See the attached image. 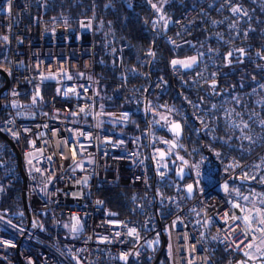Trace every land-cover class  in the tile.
I'll list each match as a JSON object with an SVG mask.
<instances>
[{
	"label": "built area",
	"instance_id": "built-area-1",
	"mask_svg": "<svg viewBox=\"0 0 264 264\" xmlns=\"http://www.w3.org/2000/svg\"><path fill=\"white\" fill-rule=\"evenodd\" d=\"M169 1L155 2L148 17L156 34L152 48L165 52L166 73L156 74L142 88L120 81L128 97L140 100L165 126L180 121V137L167 130L185 156L178 163L188 170L193 192L186 195L185 179L178 180L159 161L158 147L151 148L154 175L170 186L169 211L159 220L152 211L141 138L123 132L130 109L99 107L88 117L101 81L93 74L92 17L47 14L53 0H0L8 74L0 131L19 151L25 198L15 219L0 211V264L150 261L157 252L153 233L159 227L167 236L170 264H217L201 238L204 226L230 256L263 250L257 239L264 229V75L236 87L219 84L223 49L243 45L240 32L254 7L242 0H189L171 11L176 6L168 8ZM196 19L204 25L195 43ZM188 45L194 52L180 54ZM150 51L137 59L144 62ZM46 83L55 91L47 94L43 107L22 105L23 95L36 100L35 87ZM201 83L206 84L203 94L210 93L208 101L201 96ZM179 86L198 93L177 95ZM192 133L206 136L198 154L190 149ZM207 138L223 140L231 154L211 162L209 155L218 149ZM0 155L7 167L18 165L12 146L2 145ZM114 185L136 188L131 213L115 215L104 207L98 189ZM5 191L0 177V201Z\"/></svg>",
	"mask_w": 264,
	"mask_h": 264
},
{
	"label": "trees",
	"instance_id": "trees-1",
	"mask_svg": "<svg viewBox=\"0 0 264 264\" xmlns=\"http://www.w3.org/2000/svg\"><path fill=\"white\" fill-rule=\"evenodd\" d=\"M158 0H142L140 2H131L130 0H53V3L47 7L46 13H74L87 14L92 17L93 28L90 34L93 41V74L101 79L99 85V95L94 98L89 108V115L99 107L104 108H129L131 111L130 121L123 126L125 134L138 135L141 138V147L145 155V166L147 176L151 183L153 205L152 211L162 220L168 213L169 208L166 200L170 186L163 180L156 179L154 168L152 166L151 148L163 147L171 151L174 147L170 144V134L166 126L158 121L157 116L149 108L136 98H129L120 81L124 80L128 85L142 88L146 86L156 74H165L166 66L164 62L165 52L158 47L152 48L154 32L148 24V17L152 11L153 4ZM248 5L254 7L252 15L243 22V30L240 32L244 35L245 40L242 46H247L253 51H262L264 46V0H242ZM189 0H170L167 7L176 6V11L181 5L187 4ZM173 7V6H172ZM193 26H197L198 33H192L195 43L197 37L203 34L201 26L204 25L202 20L196 19ZM150 54L144 62L137 59L139 53L150 50ZM193 46H183L180 54H190L194 52ZM227 51L226 48L223 49ZM5 44L0 38V67L4 69ZM257 55V54H255ZM222 73L219 84L223 86L236 87L245 83L252 76L264 75V63H255L252 59L244 58L239 64L229 66L222 63ZM5 70V69H4ZM6 71V70H5ZM3 74L0 71V85L3 82ZM202 86V87H201ZM195 87V86H194ZM201 96L204 101L210 99V93L203 94L206 90V84L201 83ZM203 88V89H202ZM41 100H33L28 94L22 96V105L32 106L35 108L43 107V100L47 94L55 91L51 83L42 84ZM208 91V90H207ZM186 92L195 95L193 87L179 86L176 94ZM209 92V91H208ZM2 96V93H1ZM24 100H28L24 103ZM174 106V104H173ZM5 113L4 106L0 107V116ZM191 138V151L198 154V151L204 148L202 141L206 142V136L194 135ZM159 137L164 138L166 145L158 143ZM169 137V138H168ZM208 139V138H207ZM211 145L217 148L216 155H209L211 162L219 158L228 157L231 153L224 148L225 142L221 139H208ZM9 146L6 138L0 135V147ZM11 146V145H10ZM193 148V149H192ZM177 149L180 148L177 146ZM181 151V150H180ZM173 152V151H172ZM171 153V152H170ZM171 156L176 159L174 153ZM216 156V157H215ZM171 172L172 165L169 159H165ZM181 162V161H179ZM0 177L6 184V191L0 201V211L12 216L18 209L23 208L22 201V176L18 165L7 167L3 157L0 155ZM188 181V177H184ZM136 188L132 186H102L98 189V194L103 197L104 207L112 214L125 215L131 213L135 200L131 197ZM138 191V190H137ZM24 220V216L22 214ZM15 219V218H14ZM18 220V219H17ZM157 242V252L152 260H140L136 264H170L169 247L165 231L159 227L153 233ZM264 241V231L260 234ZM201 238L208 242L211 255L217 264H230L234 259L239 257L240 253L228 255L219 241L206 226L202 227Z\"/></svg>",
	"mask_w": 264,
	"mask_h": 264
},
{
	"label": "water",
	"instance_id": "water-1",
	"mask_svg": "<svg viewBox=\"0 0 264 264\" xmlns=\"http://www.w3.org/2000/svg\"><path fill=\"white\" fill-rule=\"evenodd\" d=\"M170 22H171V19H170ZM155 37H156V34L154 33V36H153V40H152V44L155 40ZM247 48V46H244V47H238V48H235L233 50H227L224 52V62L225 64L227 63H230L231 61L228 59L229 56L232 54V51H239L238 52V55H242L243 54V50H245ZM262 48L264 49V46H262ZM0 71L2 72L3 74V82L2 84L0 85V107H1V93H2V90L4 89L5 85L7 84L8 82V74H7V71H5L3 68L0 67ZM216 81L214 80H210L209 83L210 84H213L215 83ZM224 90L226 91V88H224ZM34 92H35V96L38 100H41V89L39 86H36L35 89H34ZM176 125H179V129H176ZM167 129L170 131L171 134H173L176 138L180 137V134H181V125H180V121L177 120V119H174L172 121H169L167 123ZM0 135L4 138H6L8 140V143L13 147L14 151H15V154H16V158L18 160V169L21 173V176H22V188L24 186V177H23V173H22V169L20 167V164H19V157H20V154H19V151L17 149V146L16 144L14 143L13 140L9 139L6 137V135L0 131ZM170 144L174 147H177V143L175 141V139L173 138H170L169 140ZM157 156L158 157H162V158H167L169 159V163L172 165L173 167V174L174 176L182 181L184 179L185 176L188 175V170L184 167L183 164L181 163H178V162H175V159L171 156V153L170 151L164 149L163 147H158V150H157ZM184 190H185V193L188 197H190L192 195V192H193V185H192V182L191 181H186L184 183ZM22 201H23V205L25 206V198H24V192L22 190ZM29 219L28 217V213H27V220Z\"/></svg>",
	"mask_w": 264,
	"mask_h": 264
},
{
	"label": "flooded vegetation",
	"instance_id": "flooded-vegetation-1",
	"mask_svg": "<svg viewBox=\"0 0 264 264\" xmlns=\"http://www.w3.org/2000/svg\"><path fill=\"white\" fill-rule=\"evenodd\" d=\"M258 51V50H257ZM251 50L249 47H247L245 50H243L242 55H238L239 51H232V54L229 56L230 63H227L229 66L237 65L239 64L244 58L252 59L256 64L261 62L264 63V49L262 51L257 52ZM257 54V55H255ZM177 143V142H176ZM173 149H177V147H171L170 152L173 153ZM173 151V152H172Z\"/></svg>",
	"mask_w": 264,
	"mask_h": 264
},
{
	"label": "rangeland",
	"instance_id": "rangeland-1",
	"mask_svg": "<svg viewBox=\"0 0 264 264\" xmlns=\"http://www.w3.org/2000/svg\"><path fill=\"white\" fill-rule=\"evenodd\" d=\"M4 69L7 71V66L4 65ZM26 101H28V100H24V103ZM158 143H162L163 145H166V141H164V138H162V137H159ZM173 151H174L173 152L174 156H176V159H178L179 161H183V162L186 161L183 152H181L179 149H173ZM159 161L162 162L163 164L166 163L164 158H159ZM201 175H202L203 178L206 177L205 174H203V173ZM209 179H212V178H209ZM222 189H231V188H222ZM257 242H258L259 246H261V248H263V250L261 251L260 248H256V249L252 248V250L257 251L261 256H264V241H263L261 235L258 236ZM235 260L236 259H234L230 264H240L239 262L237 263V261L235 262Z\"/></svg>",
	"mask_w": 264,
	"mask_h": 264
},
{
	"label": "crops",
	"instance_id": "crops-1",
	"mask_svg": "<svg viewBox=\"0 0 264 264\" xmlns=\"http://www.w3.org/2000/svg\"><path fill=\"white\" fill-rule=\"evenodd\" d=\"M240 264H264V256H261L257 251L249 249L246 252L240 253L235 262Z\"/></svg>",
	"mask_w": 264,
	"mask_h": 264
},
{
	"label": "snow or ice",
	"instance_id": "snow-or-ice-1",
	"mask_svg": "<svg viewBox=\"0 0 264 264\" xmlns=\"http://www.w3.org/2000/svg\"><path fill=\"white\" fill-rule=\"evenodd\" d=\"M233 11H239L238 9H233ZM175 63V62H174ZM176 129H179V125H176L175 126ZM236 207H239V205H237ZM233 219H240V217H233ZM244 220L247 221V222H251L250 218L249 217H244ZM260 224L264 225V219L260 220ZM262 231H264V229H261Z\"/></svg>",
	"mask_w": 264,
	"mask_h": 264
}]
</instances>
